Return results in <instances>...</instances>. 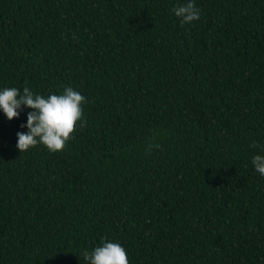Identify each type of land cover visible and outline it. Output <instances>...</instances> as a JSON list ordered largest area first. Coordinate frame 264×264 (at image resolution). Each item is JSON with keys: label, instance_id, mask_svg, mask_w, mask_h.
Returning <instances> with one entry per match:
<instances>
[{"label": "trees", "instance_id": "trees-1", "mask_svg": "<svg viewBox=\"0 0 264 264\" xmlns=\"http://www.w3.org/2000/svg\"><path fill=\"white\" fill-rule=\"evenodd\" d=\"M187 2L0 0V90L85 97L60 152L0 112V264H264V0Z\"/></svg>", "mask_w": 264, "mask_h": 264}, {"label": "clouds", "instance_id": "clouds-1", "mask_svg": "<svg viewBox=\"0 0 264 264\" xmlns=\"http://www.w3.org/2000/svg\"><path fill=\"white\" fill-rule=\"evenodd\" d=\"M180 19L181 26L200 19L199 9L193 0L172 9ZM85 97L71 87L62 94L47 97L34 94L28 87L20 89L5 87L0 90V112L9 120L18 118L21 107L31 109L27 114V132L17 133L16 149L22 153L32 147L43 145L49 152H60L66 146L78 122L83 125V104ZM159 148V144H149L148 150ZM251 147H256L253 143ZM251 164L255 171L264 176V155H254ZM83 259L87 264H129L126 250L119 244L104 241L92 251L84 250Z\"/></svg>", "mask_w": 264, "mask_h": 264}]
</instances>
